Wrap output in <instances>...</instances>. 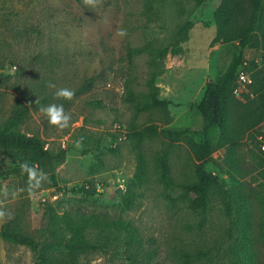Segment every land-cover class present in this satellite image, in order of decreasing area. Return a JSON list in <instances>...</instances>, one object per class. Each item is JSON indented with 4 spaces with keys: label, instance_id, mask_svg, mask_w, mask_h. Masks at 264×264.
<instances>
[{
    "label": "rangeland",
    "instance_id": "1",
    "mask_svg": "<svg viewBox=\"0 0 264 264\" xmlns=\"http://www.w3.org/2000/svg\"><path fill=\"white\" fill-rule=\"evenodd\" d=\"M221 1L0 0V128L26 107L18 130L54 154L64 152L30 191L21 177L2 175L18 164L0 149V227L10 224L40 245L33 251L0 238V264H264V168L258 167L264 154L249 133L232 163L231 151L219 145L220 129L210 132L214 152L206 170L220 185L202 225L183 189L196 181L192 147L205 138L197 105L239 50L237 43L212 46ZM262 2L260 30L238 70L260 78ZM152 73L157 98L169 105L137 111L148 102ZM51 84L71 89L73 98L56 97ZM51 104L71 116L68 128L48 123L40 109ZM168 131L187 133L171 138ZM160 161L170 187L160 181ZM76 187L89 192L75 193ZM86 219L89 248L67 249L64 243L76 237L73 224Z\"/></svg>",
    "mask_w": 264,
    "mask_h": 264
},
{
    "label": "trees",
    "instance_id": "2",
    "mask_svg": "<svg viewBox=\"0 0 264 264\" xmlns=\"http://www.w3.org/2000/svg\"><path fill=\"white\" fill-rule=\"evenodd\" d=\"M263 2L262 0H222L221 4L214 12V21L217 34L212 41V46L217 44L237 43L239 50L234 53L233 58L226 71L216 80L209 81L206 85L203 98L197 105V109L202 118V131L204 142L194 144L192 153L197 161L195 166L196 181L193 185L183 186L185 195L188 198V208L195 212L201 225L204 223L210 206V193L220 185L218 178L212 173L207 172L206 164L209 157L214 152V147L209 139L210 132L220 129L219 145L227 147L231 151L229 157L232 163L236 162L237 153L241 139L249 133L255 139L253 131L264 120V78L253 75V84L250 86L253 93L257 96L253 99L248 97V102L239 101L234 94V87L239 68L244 64L243 50L251 45L252 37L258 33L262 24ZM191 25L188 26L190 28ZM168 51L164 50L162 58H166ZM3 74H0V85L2 84ZM156 74L152 73L148 80L149 87L148 102L138 103L137 111L149 109L167 110L169 103L157 98L159 88L155 85ZM26 107H18L7 119L4 126L0 128V149L10 154L13 161L18 166L12 171H6L2 175H17L28 183L26 173H22L20 165L27 162L35 166L37 170H42L46 174L53 172L54 168L63 160V151L54 154L45 149V143L33 135L22 133L18 130L22 120L28 115ZM186 131H168L171 138H178L186 135ZM142 137V134H139ZM258 147V146H257ZM233 154V155H232ZM162 175L160 181L166 187L173 185L172 181L165 178L167 165L160 161ZM259 168H264V157L260 158ZM55 186L56 183L54 182ZM75 193L89 192L86 187L74 188ZM227 212L230 219L231 232L237 227V220L232 202L227 200ZM68 220V216H67ZM91 222V219L80 220L73 224L75 238L64 243L67 249L72 251H84L89 248V244L83 236L84 226ZM118 226L133 229L130 223L118 222ZM0 238L27 246L31 250L39 249V244L31 237L22 234L10 224H3L0 227ZM132 244L131 239H127Z\"/></svg>",
    "mask_w": 264,
    "mask_h": 264
},
{
    "label": "clouds",
    "instance_id": "3",
    "mask_svg": "<svg viewBox=\"0 0 264 264\" xmlns=\"http://www.w3.org/2000/svg\"><path fill=\"white\" fill-rule=\"evenodd\" d=\"M123 34V33H121ZM50 87L56 88L55 84H51ZM55 96L58 98H64L71 100L74 96V92L67 88H56ZM47 116L48 123L55 125L59 129H65L70 126L71 116L65 112L63 105L51 104L40 109ZM80 142L77 141L76 145L79 147ZM22 173H26L28 177V188L34 190L41 187L42 182L46 181L47 174L42 170H37L35 166L29 165L27 162L20 165Z\"/></svg>",
    "mask_w": 264,
    "mask_h": 264
},
{
    "label": "built area",
    "instance_id": "4",
    "mask_svg": "<svg viewBox=\"0 0 264 264\" xmlns=\"http://www.w3.org/2000/svg\"><path fill=\"white\" fill-rule=\"evenodd\" d=\"M253 80L252 76L244 71H241L237 73V79L234 87V94L236 98L243 102H248V97L250 99H253V94L250 92V86L252 85ZM116 131L119 133H126L121 126H116ZM254 133L256 142L259 145L260 151L264 154V120L253 130L251 131ZM45 149H48V145L45 147ZM120 180V179H119ZM126 181L122 179L119 182V189H122L125 187Z\"/></svg>",
    "mask_w": 264,
    "mask_h": 264
}]
</instances>
